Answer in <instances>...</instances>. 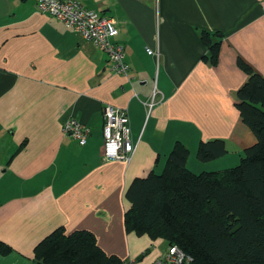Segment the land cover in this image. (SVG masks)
Wrapping results in <instances>:
<instances>
[{
  "label": "crops",
  "instance_id": "crops-1",
  "mask_svg": "<svg viewBox=\"0 0 264 264\" xmlns=\"http://www.w3.org/2000/svg\"><path fill=\"white\" fill-rule=\"evenodd\" d=\"M80 1L115 19L127 74L37 0H0V240L11 247L0 264H33L36 245L61 226L92 230L104 250L153 264L166 241L124 224L133 180L162 168L178 140L196 173L225 169L222 160L257 140L237 108L248 79L237 59L264 74V0ZM202 30L221 38L217 66L202 60ZM107 106L129 116L138 141L130 162L104 157ZM71 119L89 127L86 144L65 131ZM212 139L225 141L224 156L195 161Z\"/></svg>",
  "mask_w": 264,
  "mask_h": 264
},
{
  "label": "trees",
  "instance_id": "trees-1",
  "mask_svg": "<svg viewBox=\"0 0 264 264\" xmlns=\"http://www.w3.org/2000/svg\"><path fill=\"white\" fill-rule=\"evenodd\" d=\"M201 35L206 48L202 60L217 66L221 38L209 30ZM237 64L248 75L237 90V108L257 138L245 150L246 157L231 168L196 173L187 166L189 147L178 140L165 165L135 178L126 193L131 203L124 216L127 231L162 238L167 251L176 244L192 255V264H264V74L241 57ZM103 137L105 142L104 128ZM226 152L223 139H212L200 142L197 156L208 161ZM151 249L145 248L135 262ZM10 251L0 240V252ZM34 260L37 264H127L119 255L106 253L92 230L67 233L63 226L36 245Z\"/></svg>",
  "mask_w": 264,
  "mask_h": 264
},
{
  "label": "built area",
  "instance_id": "built-area-1",
  "mask_svg": "<svg viewBox=\"0 0 264 264\" xmlns=\"http://www.w3.org/2000/svg\"><path fill=\"white\" fill-rule=\"evenodd\" d=\"M38 8L63 22L67 27L80 32L86 39L107 54L113 64V70L127 74L129 65L126 62L125 46L116 40L119 33L113 17L89 9L80 0H37ZM152 53V50H149ZM156 102L155 94L148 106ZM106 124L104 127V153L108 160L130 162L137 145L131 138L128 114L125 110L107 106L104 109ZM65 131L78 138L82 145L87 142L90 129L74 119L65 123ZM132 139V140H131ZM190 254L181 250L176 244L169 246L168 251L157 264H192Z\"/></svg>",
  "mask_w": 264,
  "mask_h": 264
},
{
  "label": "rangeland",
  "instance_id": "rangeland-1",
  "mask_svg": "<svg viewBox=\"0 0 264 264\" xmlns=\"http://www.w3.org/2000/svg\"><path fill=\"white\" fill-rule=\"evenodd\" d=\"M148 52H149V50H148ZM150 53V52H149ZM153 53V52H152ZM152 53H150V54H152ZM248 80V79H247ZM128 122H129V127H130V129H131V126H130V120H129V118H128ZM194 133V132H193ZM131 138H132V132H131ZM190 139V138H189ZM132 140V139H131ZM133 142H138V141H134V140H132ZM136 145H137V143H136ZM197 151H198V149H197ZM197 151H196V156L198 155V153H197ZM246 155H247V151H240L239 153H235V156H228L227 158H225V160H222V161H225V162H223V165L222 166H225V167H222V168H228V167H234V166H236L237 164H239L240 163V161H242L243 160V158H245L246 157ZM224 156V155H223ZM223 156H220V157H217L216 159H218V158H221V157H223ZM195 161H198V163H200L199 162V160L200 161H202L198 156H197V158H195V156H194V158H193ZM198 159V160H197ZM213 160H215V159H213ZM213 160H208V161H202V162H210V161H213ZM234 162H237V163H233V161ZM217 161H220V160H217ZM188 166V165H187ZM79 230V229H78ZM5 243V242H4ZM98 243V242H97ZM5 244H7V243H5ZM8 245V244H7ZM98 245H99V243H98ZM9 246V245H8ZM105 252L106 253H108V254H110V252H108V251H106L105 250ZM116 256L118 255L117 253H114ZM190 256H192V255H190ZM159 259L160 258H158V260H156V264L158 263V261H159ZM126 260V263L127 264H130L131 262H129L127 259H125ZM33 264H37L36 263V261L34 260V263Z\"/></svg>",
  "mask_w": 264,
  "mask_h": 264
},
{
  "label": "clouds",
  "instance_id": "clouds-1",
  "mask_svg": "<svg viewBox=\"0 0 264 264\" xmlns=\"http://www.w3.org/2000/svg\"><path fill=\"white\" fill-rule=\"evenodd\" d=\"M130 264H133V263H130ZM154 264H156V263H154Z\"/></svg>",
  "mask_w": 264,
  "mask_h": 264
}]
</instances>
